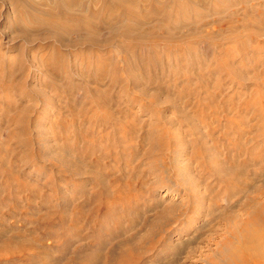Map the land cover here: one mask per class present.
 <instances>
[{
	"label": "rangeland",
	"instance_id": "rangeland-1",
	"mask_svg": "<svg viewBox=\"0 0 264 264\" xmlns=\"http://www.w3.org/2000/svg\"><path fill=\"white\" fill-rule=\"evenodd\" d=\"M206 2L55 31L0 0V235L32 242L0 264H217L264 187V0Z\"/></svg>",
	"mask_w": 264,
	"mask_h": 264
},
{
	"label": "bare ground",
	"instance_id": "bare-ground-1",
	"mask_svg": "<svg viewBox=\"0 0 264 264\" xmlns=\"http://www.w3.org/2000/svg\"><path fill=\"white\" fill-rule=\"evenodd\" d=\"M29 1L30 0H26L29 5L30 14L40 13L42 17L44 16V18L48 20L46 22H51V24H53L51 26L55 31H62V23L65 24V28L63 27V29L67 28L73 31L75 24H79L80 20L85 18L91 19L94 23L84 28L85 30H98L104 27L111 29L113 28V24L110 22L112 18L119 19L122 14L127 17H134L136 11L144 12L146 10H150V12H144L141 16H137L139 22H149L148 19L151 14L152 16L155 14L158 15V20L163 21L165 18H168L170 13L169 10L175 6L195 8L200 6V4L207 3L206 0H67L68 3L65 4V0H52L49 6H41L43 7L41 8L33 4L31 5ZM126 2H128L130 6H126L124 4ZM154 2L163 5L161 8L153 9L152 6H154ZM107 9H112V12L110 11L112 17L109 20L103 15V12ZM51 19L53 20L51 21ZM120 19L122 20V18ZM241 189L243 190L244 188ZM261 190L262 191H259L262 193L260 197L255 196L249 198L248 203L250 207L248 211H246L244 217L234 216V221H232L231 225L226 223L228 226V236L226 237L227 244L222 249V254L217 264H264V187ZM13 235L19 237V232H15ZM13 239L3 238L0 235V263L9 261L17 256L20 250L19 248L24 247V250H26L27 245L29 247L32 246V242L30 243L24 239V242L18 241L14 244ZM134 248L135 246L130 242L119 243L117 247H113L109 250L108 255L103 259V264L134 263L136 261ZM51 262L53 263L50 264H54V262L57 263V261ZM96 262L97 260L86 255L71 259L69 264H97Z\"/></svg>",
	"mask_w": 264,
	"mask_h": 264
}]
</instances>
